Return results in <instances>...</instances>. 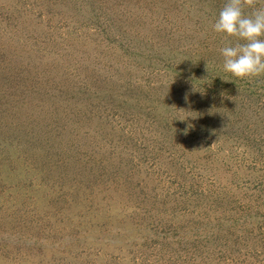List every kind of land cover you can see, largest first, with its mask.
<instances>
[{
  "label": "rangeland",
  "instance_id": "374dc122",
  "mask_svg": "<svg viewBox=\"0 0 264 264\" xmlns=\"http://www.w3.org/2000/svg\"><path fill=\"white\" fill-rule=\"evenodd\" d=\"M226 2L0 0V264H264V75L223 71Z\"/></svg>",
  "mask_w": 264,
  "mask_h": 264
},
{
  "label": "clouds",
  "instance_id": "9594fccd",
  "mask_svg": "<svg viewBox=\"0 0 264 264\" xmlns=\"http://www.w3.org/2000/svg\"><path fill=\"white\" fill-rule=\"evenodd\" d=\"M212 29L228 39L219 49L225 73L239 79L264 75V7L246 15L242 0H227Z\"/></svg>",
  "mask_w": 264,
  "mask_h": 264
}]
</instances>
